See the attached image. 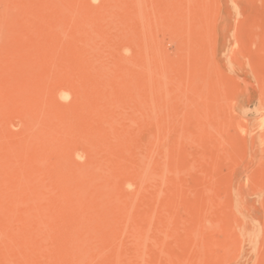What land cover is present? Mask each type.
<instances>
[{"label":"rangeland","instance_id":"1","mask_svg":"<svg viewBox=\"0 0 264 264\" xmlns=\"http://www.w3.org/2000/svg\"><path fill=\"white\" fill-rule=\"evenodd\" d=\"M0 264H264V0H0Z\"/></svg>","mask_w":264,"mask_h":264}]
</instances>
